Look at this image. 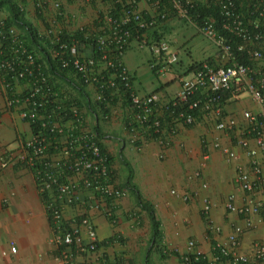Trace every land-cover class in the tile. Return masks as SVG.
<instances>
[{"label":"crops","instance_id":"0c3cea01","mask_svg":"<svg viewBox=\"0 0 264 264\" xmlns=\"http://www.w3.org/2000/svg\"><path fill=\"white\" fill-rule=\"evenodd\" d=\"M100 1L25 0V18L43 34L49 28L48 21L39 19L36 10L42 9L40 5L44 2V10L54 12L52 6L56 3L59 7L55 26L58 24V29L64 30L59 27L64 22L79 28L78 25L89 20L93 22L98 12H104L106 0ZM165 28L171 51L178 55L177 68L170 69L162 78L156 77L148 66L149 51L137 49L135 43L130 44L122 57L133 91L139 96L156 91H160L162 100L177 96L178 77L186 75L187 52L196 61L214 58L211 44L189 26L171 22ZM15 32L20 35L19 30ZM26 89L23 81L13 84L0 81V152L7 150L12 156L22 150L23 141L31 139L28 124L20 118L22 93ZM245 110H257L248 98L226 106L221 119L235 118L245 126L241 120ZM109 114L110 119L101 123L105 138L102 144L112 158L115 184L122 187L130 169L135 190L127 187L123 189V197L106 202L109 215L103 212V206L86 211L97 234L98 249L90 253L73 249L68 264H183L190 241L205 261L229 264L231 256L225 258L218 252L220 247L228 246V238L236 230L241 231L238 243L236 247H228L233 254L253 257L258 247H264V187L242 191L234 183L240 174L252 177L251 159L235 143L237 128L216 131L214 114L207 111L188 128L177 124L173 129L167 126L165 131L152 135L137 127L141 136L132 141V136L123 129L129 120L123 103L118 101L114 107L109 106ZM85 118L88 126L94 123L90 115ZM249 145L254 147L252 139ZM221 147L233 152L235 158L229 159ZM259 160L264 162L262 153ZM36 180L25 165L13 162L0 167V264H65L61 250L51 241L56 226L55 229L50 226L47 204L38 195ZM88 196L92 197L90 201L94 200L93 195ZM139 197L153 208L159 238L152 239L150 218L140 208ZM251 200L261 202L263 211L253 215L252 224L247 227L246 217L228 209V204L239 210ZM206 203L210 206L208 213L203 210ZM64 212L66 217L71 215L69 208ZM10 244L15 246L16 253L3 257L1 252L9 250Z\"/></svg>","mask_w":264,"mask_h":264},{"label":"built area","instance_id":"2783aa9c","mask_svg":"<svg viewBox=\"0 0 264 264\" xmlns=\"http://www.w3.org/2000/svg\"><path fill=\"white\" fill-rule=\"evenodd\" d=\"M119 1L106 0L104 4L105 23L109 30L112 29L109 27L112 20L107 17L108 11ZM44 5L42 2L40 8ZM199 6L212 12L201 17L197 15L193 19L191 12ZM58 7L56 3L52 6L53 10H58ZM129 7L119 23L125 26L131 20L139 21V27L147 29V33L134 43L137 49L149 51L151 61L148 66L156 77L162 78L170 69L179 65L178 55L171 51L167 39L168 32L165 27L171 22H180L195 30L202 39L211 44L214 58L196 61L192 57L189 58L190 54L187 52L186 75L178 77L180 92L177 96L165 100L160 98V91L144 96L137 95L129 83L131 78L122 61L121 71L117 75H108L109 78L103 79V75L108 74V68H114L112 60L107 61L103 56L101 63H96L87 49V53H82V58H78V48L75 45L70 48L71 61L62 60L61 66L66 68L69 63L73 65L86 89L91 92L94 102L104 101L102 91L114 88V80L120 79L125 84L135 111L132 113L129 107L127 108L129 123L124 124V128L123 124L121 127L132 136V141L141 136L137 127L141 126L143 133L150 131L152 135H156L165 131L167 126L170 129L177 124L192 127L200 115L211 111L215 117L214 129L227 132L237 128L235 143L243 148L251 159L252 177L240 174L234 179V183L242 191L251 192L263 188L264 162H260L259 155H264V0H132ZM44 13L46 17V12ZM143 17H148V22H144ZM57 33L58 29H49L45 30L44 34L46 37L53 34V38L57 39ZM115 34L114 32L112 37ZM9 35L12 57L8 56L0 62V81L7 83L2 75L4 72L10 74L14 82L23 81L27 84L23 93L20 118L36 122L38 126L35 132L30 129L31 139L22 142V150L18 155L12 156L9 151L5 152L7 150L0 152V167L5 168L13 162L28 167L39 163L42 171L37 173L38 194H49V198L52 197L49 199L51 204L57 205V208H53L51 204L48 206L49 216L56 226L51 241L57 248H61V260L68 264L73 258V249L77 252L97 251L99 241L86 211L97 210L99 206H103V212L106 211L109 215L110 209L104 199H119L124 196V191L117 188L112 180L106 186L100 185V180L107 177L109 154L107 150L106 154L102 153L92 128L87 125V110L79 109L68 101L70 91L64 101L54 99L56 92L45 86L47 78L35 64L33 54L27 51L14 29H10ZM112 40L115 41V38L102 35L98 37L97 43L101 48H106ZM232 45L235 46V51L232 50ZM240 55H243L245 60H240ZM55 56H58V53H55ZM225 92L226 95L223 94ZM197 95L200 98H196ZM242 98H248L257 108L255 112L245 110L241 113L245 126L235 118L226 117L223 121L221 117L225 107ZM177 103H188L187 109L177 115L171 114L168 124L161 126L164 112L169 110V107L174 108ZM109 118L110 115L102 116L104 122ZM75 133L77 136H73ZM250 139L254 147H250ZM221 151L229 159L235 158L234 153L226 147H221ZM52 187H55V196H51L54 194ZM91 192L99 194L101 198L94 197V200L90 201L92 197L87 193ZM67 208L71 209V215L68 217L64 214ZM209 209L210 206L206 203L203 210L208 213ZM228 209L243 214L247 227H250L251 217L261 214L263 206L261 202L251 200L239 210L231 204H228ZM64 223L67 224L68 231L63 228ZM240 232L236 230L235 234L229 236L227 247L219 248L221 256H231L229 264H264L263 246L257 248L253 257L238 256L228 250V247H236ZM194 246V242L188 243L189 252L184 258L185 264H213L202 263L203 256ZM7 253H16L13 244H10L9 250L2 255ZM192 258L193 261L190 260Z\"/></svg>","mask_w":264,"mask_h":264},{"label":"trees","instance_id":"16d2710c","mask_svg":"<svg viewBox=\"0 0 264 264\" xmlns=\"http://www.w3.org/2000/svg\"><path fill=\"white\" fill-rule=\"evenodd\" d=\"M128 2L130 3L132 2V0H120L118 3H115L113 5L110 11H108L107 17L112 20V23L109 25V27L111 26L112 28L111 30H109L108 25L105 23L106 14L104 12H98L97 17L93 20L91 25L82 27L75 31L61 30L62 32L57 35V39H54L53 34H49V37H46L44 33H40L25 18V0H0V12L5 15V18L0 20V62L4 59L6 60L8 56L10 58L12 57L10 43L11 38L9 35L10 29L19 30V36L23 41L25 48L28 52L33 54L35 64L40 67L41 73L47 78V83H45V86L52 88V90L56 92V96H54V99L64 101V97H66V95L68 94V90L70 89L71 95L69 94L67 96L68 101L70 103H73L79 109H86L88 115H90V117L94 119V125L92 126V131L94 132L93 135L94 138H96L97 142L100 144L101 151L104 154H106V149L102 144V141L105 139L101 130V123H104V121L102 120V116L109 115V106L114 107L118 100H121L124 107H129L132 113H134L135 110L129 100L130 92L120 79H116L114 80V88H109L102 91L104 101L94 102L91 93H89L86 89L85 83H83L80 74L74 69L73 65L69 63L66 68H63L61 66V61H71L70 48L72 45H75L78 48V58H82V53H87L85 51V49H87L91 53L92 58L96 63H101L103 56L107 58V61L112 60V62L114 63V68H108V74L105 73L103 75V79L106 80L107 78H109L108 75H117L121 71L120 63L122 61V56L129 49L130 44L138 41L139 39H141L144 33H147V29L139 27V21L131 20V22L125 26L119 23V20L123 16V13L130 9ZM44 9H46L45 5L42 7V9L36 10L37 16L43 21L44 19H46ZM42 12L44 16L42 15ZM47 12L48 11H46V13ZM210 12L212 11L204 10V7L200 8L199 6L191 12V16L194 19L197 15L201 17L205 14L209 15ZM142 20H145L144 22H148V17H143ZM112 25H114L115 28H113ZM49 29L50 26L49 28L47 27L46 31ZM114 32L116 34L112 37ZM102 35H107L111 38H115V41L112 40V43L109 46L107 45L106 48H101L97 43V39ZM232 50L235 51L234 45H232ZM55 53H58V56H55ZM238 58L240 60H245V57H243V55L238 56ZM208 62L209 64H211L210 61ZM2 75L4 76L5 82L9 84L14 83V81L11 79L10 74L7 75L3 72ZM129 83L131 84V81ZM223 94L226 95L227 93L225 92ZM196 98H200L199 95H197ZM190 102L191 101L189 100L188 103ZM187 104L177 103L174 108L169 107V110L164 112L161 126H163L164 123L168 124V122L170 121V117H172L171 114L177 115L182 110L184 111L185 108L187 109ZM195 115L199 114L195 113ZM25 122L28 124L31 131L35 132L38 123H32L28 120H26ZM127 123H129L128 119L126 120L125 124L127 125ZM73 136H77V134L75 133L73 134ZM111 159L112 158L110 157V155H108V173L106 179L100 180V185L102 186H106L112 181L115 182V175L110 166ZM25 167L28 168L33 173V175L36 176V178L37 173L42 171L41 166L38 162L34 163L33 167ZM127 173L128 175L126 177V182L122 185V187L117 186V188L125 189L128 187L134 189V187H132L131 185V170L128 169ZM99 178L100 177H98V179ZM54 190L55 187H52L53 192ZM55 194L56 193L54 192V194L51 196H55ZM38 195L40 196L42 202H44V204H47L46 210L50 215L48 206H50L51 204L50 200L52 197L49 198L50 195L47 193ZM88 195H93L96 199L101 198L97 193L95 194L91 192ZM111 200H113L112 197H106L104 199V202H111ZM51 206L53 208H57V205L51 204ZM139 206L149 215L152 225V239L154 240L156 238H159L158 223L153 213L152 206L142 200H140ZM49 222L51 228L55 229L54 223L50 219V217ZM63 228H65V231L69 230L67 224L65 223L63 224ZM98 246L99 245H97L96 250L98 249ZM58 249L60 252L61 249ZM218 254L221 255L220 249ZM190 260L193 261V258ZM201 262L207 263V261H205L203 257H201ZM183 264L185 263L183 262Z\"/></svg>","mask_w":264,"mask_h":264},{"label":"rangeland","instance_id":"374dc122","mask_svg":"<svg viewBox=\"0 0 264 264\" xmlns=\"http://www.w3.org/2000/svg\"><path fill=\"white\" fill-rule=\"evenodd\" d=\"M55 11L53 12V11H48L47 13H46V20L48 21V25L50 26V29L52 30V31H56L57 29H58V24L55 26V21H56V19H55ZM1 17H3V15L1 14L0 15V20H1ZM96 17H97V15H96ZM95 17V18H96ZM90 22H92L91 20H89L88 22H86L84 25H78L79 27H86V26H88V25H91L90 24ZM59 27L60 28H64V29H66V30H68V31H73L74 29H72L73 27H76V25L75 24H73V23H62V24H60L59 25ZM69 28V29H68ZM46 30V29H45ZM115 116V115H114Z\"/></svg>","mask_w":264,"mask_h":264},{"label":"clouds","instance_id":"9594fccd","mask_svg":"<svg viewBox=\"0 0 264 264\" xmlns=\"http://www.w3.org/2000/svg\"><path fill=\"white\" fill-rule=\"evenodd\" d=\"M54 11L57 12L58 10H54ZM45 12H46V10H45ZM1 14L3 15V17H1V19H4V18H5V15H4L3 13L0 12V15H1ZM0 23H1V22H0ZM79 28H82V27H79ZM79 28L76 27L73 31H75V30H77V29H79ZM64 30H65V29H64ZM60 32H62V31L58 29V33H57V35H58ZM23 96H24V95H23V93H22V98H23ZM87 113H88V112H87ZM109 115H110V114H109ZM110 116H111V115H110ZM109 119H110V118H109ZM92 121H93V120H92ZM93 125H94V123H91L89 126L92 128ZM3 252H5V251H3ZM3 252H1V255H2ZM2 256L5 257L6 255H2Z\"/></svg>","mask_w":264,"mask_h":264}]
</instances>
